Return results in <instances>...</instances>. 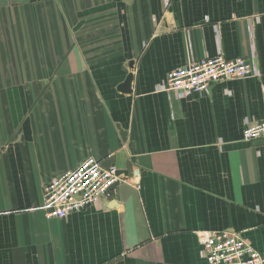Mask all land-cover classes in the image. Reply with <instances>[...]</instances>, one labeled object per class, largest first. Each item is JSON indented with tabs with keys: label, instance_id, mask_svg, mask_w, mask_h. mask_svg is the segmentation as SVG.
<instances>
[{
	"label": "crops",
	"instance_id": "obj_1",
	"mask_svg": "<svg viewBox=\"0 0 264 264\" xmlns=\"http://www.w3.org/2000/svg\"><path fill=\"white\" fill-rule=\"evenodd\" d=\"M218 52L260 75L158 88ZM262 86L264 0H0V264H207L197 234L223 229L264 253ZM88 156L123 179L47 217L43 185Z\"/></svg>",
	"mask_w": 264,
	"mask_h": 264
},
{
	"label": "built area",
	"instance_id": "obj_2",
	"mask_svg": "<svg viewBox=\"0 0 264 264\" xmlns=\"http://www.w3.org/2000/svg\"><path fill=\"white\" fill-rule=\"evenodd\" d=\"M259 75L260 70L252 59L226 58L218 52L169 70L158 88L184 98L208 93L215 83ZM260 137H264V117L259 120L246 118L243 138ZM122 179L115 165L104 166L97 158L88 156L76 167L50 178L43 185L42 208L49 218H65L71 212L100 204ZM197 237L200 255L207 264H264V253L233 229L200 231Z\"/></svg>",
	"mask_w": 264,
	"mask_h": 264
},
{
	"label": "water",
	"instance_id": "obj_3",
	"mask_svg": "<svg viewBox=\"0 0 264 264\" xmlns=\"http://www.w3.org/2000/svg\"><path fill=\"white\" fill-rule=\"evenodd\" d=\"M133 62H129V67H132ZM133 79V75L131 72H129L126 77L124 78L123 82L119 84L118 90L123 93H130L131 92V82ZM107 206H115L117 202L115 200H112L110 202H104Z\"/></svg>",
	"mask_w": 264,
	"mask_h": 264
}]
</instances>
